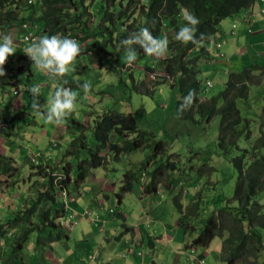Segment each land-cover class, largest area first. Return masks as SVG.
Returning <instances> with one entry per match:
<instances>
[{
    "label": "rangeland",
    "instance_id": "1",
    "mask_svg": "<svg viewBox=\"0 0 264 264\" xmlns=\"http://www.w3.org/2000/svg\"><path fill=\"white\" fill-rule=\"evenodd\" d=\"M89 1L84 0L85 5H88ZM95 2L94 0L91 5L89 4L91 7L86 14L90 24L93 22L96 24L97 18L102 15L99 14ZM105 6L110 8L111 2L106 3ZM38 14L25 11L20 14V18L24 16L34 18ZM235 17L225 19L221 27L223 24L231 25ZM166 24L168 25V22ZM35 27L37 30L39 25L36 24ZM18 29L17 27L12 30L16 33L13 36L16 38V40L13 38L16 53L9 57V65L13 69L7 72L5 78L1 77L3 78L1 82L5 85L0 90V114L7 120V124L5 120L0 121V152L8 159L13 158L15 165L12 166H16L18 170H12L15 175L11 178L13 180L6 179L8 185L11 182L13 185L7 188L5 184L0 190V210L3 208L5 210L4 213L0 212V223L8 224V220L16 216L17 213H13L11 209L20 207L18 211L21 212V210L26 211V203L29 208L34 206L32 200H36L42 190L41 184L45 176L55 174V178L60 177V174H56L58 171H63L61 162L65 154L72 149V142L81 136V133L73 128L75 122L87 127V142L93 146L96 144L94 131L99 114L104 111L131 113L140 130L149 134L151 141L146 143V148L123 155L120 160L109 158L107 165L92 169L79 189H76L74 184L64 194L60 188H56L53 194L57 204L61 205L60 208L66 204L67 209L66 215L58 221L63 225L62 230H55L54 236L58 238L65 232L71 238L69 240L73 241V238L81 235L83 245L86 247L89 242L85 239L89 237L99 243L111 240L120 250L126 246L127 241L133 243V239L144 233L146 237L154 236L153 240L157 243L158 249L155 254L157 264H227L223 260V239L220 237L215 238L206 248L185 249L186 244L200 235L205 228V222L214 214L220 215L223 209L238 206L234 196L239 174L233 160L241 154L239 151H234L226 155L221 149L219 142L221 116L215 117L208 124L183 119L178 115L177 109L181 97L179 88L173 87L175 82L167 75L161 58L156 59L147 55V58L127 66L124 60L125 52L116 41L109 43L108 51L112 54L102 63L90 58L88 53L83 54L89 50L93 39H88L85 43L78 41L82 55H79L70 66L73 70L62 79H52L47 73L39 69L37 71L34 62L24 54L23 49L27 44L23 42L24 32ZM38 33L36 38L42 36ZM164 36L168 37V35ZM107 39L111 40L110 36ZM207 47L212 53V59L203 58L200 61L199 78L203 100L223 92L230 74L245 69L238 67L237 61L232 57L234 51L228 50L225 45L222 44L221 49H217L212 44H208ZM137 51L140 54L138 48ZM221 54H224V57H221ZM257 54L259 55V52ZM257 63L262 65L264 59L257 60ZM21 65L25 67L19 68ZM110 67H113V70L109 69ZM149 67L154 71H150ZM30 70L38 72L36 77L34 73L30 74ZM256 74L259 75V72ZM164 79L166 83L158 86L157 83ZM9 80L17 84H6ZM65 80H69L70 88L78 93L76 111L68 115L65 123L59 126L48 124L43 117L33 115L31 108L33 97L23 92L26 85L29 88L34 85L40 86L39 103L46 106L48 97L54 94L56 87H65ZM85 81L91 84L87 94L82 88ZM208 82L212 87L207 86ZM18 85L19 88H16ZM238 107L242 117L251 123L250 138H244L240 145L242 148H251L254 140L260 136L259 117L264 110V79L261 83L251 86L248 99L238 100ZM20 111L23 112L22 116ZM153 140L165 143L166 152L156 158ZM150 159H153L152 163L147 168L144 167L143 165ZM252 160L253 158L249 157L248 161L252 162ZM169 161L175 163L178 170L175 172L166 170L160 179L161 184L157 185L158 192L147 194L145 188L153 182V173ZM72 164L73 174L77 175L78 161L72 160ZM39 166H43L40 173ZM129 171L139 172L142 180L135 184L132 192L124 195L120 204L118 194L123 185L124 174ZM3 177L1 176L0 179L3 180ZM177 196L184 207V213H187L188 206L194 202L199 203L202 209L199 216H191L187 219L193 227H189L190 233H186L184 227L178 223L181 214L175 203ZM257 200H260L264 206V193H261ZM7 210L11 211L7 212ZM86 211L87 214L82 216L81 213ZM122 213L125 218L120 217ZM88 219L95 222L97 227L90 224V228ZM101 223L108 224L104 227L109 226L106 231H102ZM27 227L28 224H22L11 227V230L22 235ZM133 227L136 228L134 236ZM262 232L264 234V230ZM51 234L52 232H46L45 237ZM228 235V232H224L223 237L226 239ZM68 237H63L62 240L70 246ZM38 242H41L40 235L36 232L31 234L22 255L25 254L29 259L31 254L28 249L30 247L34 249ZM145 242L146 245L142 249H136V254L139 260L152 264L149 263L150 261H145L150 257L147 255L149 239L146 238ZM132 246L130 244L129 248ZM139 252L144 255L143 258L138 255ZM32 253L36 254L35 251ZM255 253L254 251L242 253L236 264H264V249ZM115 254L118 258L117 263L114 261L111 264H129L131 261H137L128 248L121 253L114 252L112 256ZM201 254L204 255L203 259L200 258ZM224 254L225 257L230 256L229 253L224 252Z\"/></svg>",
    "mask_w": 264,
    "mask_h": 264
},
{
    "label": "trees",
    "instance_id": "2",
    "mask_svg": "<svg viewBox=\"0 0 264 264\" xmlns=\"http://www.w3.org/2000/svg\"><path fill=\"white\" fill-rule=\"evenodd\" d=\"M93 1L90 0L88 5H85L84 0H33V3H30L29 0H0V36L8 34L15 36L16 33H13L12 30L17 27L19 31L26 32L23 28L24 25L35 31V26L38 24L36 36L38 32L49 36L59 34L76 39L81 43L93 39V44L83 54L88 53L90 58H95V61L102 63L112 54L108 51L109 43L116 41L117 45L122 47L120 41L141 27H149L158 39L168 35V51L161 61L167 75L175 82L173 87L179 88L181 97L178 100L177 109L190 90H194L196 93L192 107L180 116L185 120L204 124L211 123L215 117L221 116L219 140L221 149L226 155L234 151H239L241 154L233 160L239 174L234 196L238 206L225 208L220 215L214 214L205 222V228L200 235L186 244L185 249L206 248L215 238L220 237L223 239V260L227 264H236L244 252L252 253L254 251L257 254L262 251L264 249V234L262 232L264 230V215L261 216V213L264 206L260 200H257V197L264 193V110L259 117V138L254 140V145L251 148H242L240 142L244 138H250L251 123L242 117L238 100L248 99L251 86L261 83L264 79V63L262 65L255 63L246 67L242 72L231 73L226 89L206 100L201 99V80L199 78L200 61L203 58L212 59V53L208 50L207 45L211 44V39L221 32L222 22L229 17L253 10L260 0H95L99 14L102 15L97 18L96 24L93 22L91 25L86 14L91 7L89 4L91 5ZM108 2H111L110 8L105 6ZM184 10L194 14L200 21L197 25L196 36L199 38L203 34L204 39L199 47L191 43L185 45L174 39L179 29L187 23L182 15ZM25 11L39 14L34 18L25 16L20 18V14ZM90 13L95 14L94 12ZM108 36L111 40L107 39ZM14 39L16 40V38ZM24 43L28 46L30 42ZM137 48L140 54L136 61L147 58L143 49L139 46ZM9 62L8 59L5 65L6 73L13 69ZM109 69L113 70V67ZM148 69L154 71L152 67ZM31 72L36 77L38 72L30 70V74ZM257 72L259 75L256 74ZM3 78L0 77V90L5 85L1 82ZM65 81L67 83H64V86L70 88V81ZM165 83L164 79L157 85L161 86ZM6 84L17 83L9 80ZM16 88H19V85ZM23 92L33 97L29 86L26 85ZM148 94L152 95V93ZM20 113L22 116L23 112L20 111ZM5 119L6 117L0 114V121ZM6 122L7 120H5V124H7ZM73 128L77 129L81 136L72 142V149L65 154L63 162H61L63 171L57 172L54 168L58 173L56 175L60 174V177L55 178V174L43 176L42 190H40L37 199L32 200V203H35L34 206L29 208L26 203V211L21 210V212L18 211L20 207H17L13 211V213H17L16 216L9 219L8 224L0 223V239L9 234L11 227H18L22 224L29 225L16 240L9 264H26V255H22V253L30 235L35 232L40 235L41 242L38 244H51L63 237H68L65 232L58 238L53 233L55 230H62V225L58 221L66 215L65 210L67 209L66 204H63V208L57 204L53 194L56 188H60L64 194L74 184L76 189H79L80 184L88 178L92 169L107 165L109 158L120 160L123 155L146 148V143L151 141L148 137L149 134L140 130L131 113L104 111L99 114L94 131L96 144L93 146L87 142V127L85 125L75 122ZM153 142L156 151L155 158L166 152L164 142L155 140ZM249 157L253 158L252 162L248 161ZM72 160L78 161L77 175L73 174ZM152 161L153 159H150L143 166L147 168ZM4 162L5 164H3ZM12 164H14L13 158L8 159L5 154L0 152V177L4 176L3 180L0 179V190L5 184L7 188L13 185V182L9 183L10 185L6 182V179L15 176L12 170H18L14 166L15 164L13 166ZM42 170L43 166H39V173ZM166 170L175 172L178 168L175 163L170 161L163 164L153 173V182L145 188L147 194L158 192L157 185L161 184L160 179ZM141 180L142 176L139 172L129 171L124 174L123 185L118 194L120 204L123 202L124 195L132 192L135 184ZM175 199L181 214L178 223L184 227L186 233H190L191 225L187 219L191 216H199L202 210L200 204L194 202L188 206L187 213H184V207L179 202L178 196ZM46 232H52V234L45 237ZM224 232L229 234L226 239L223 237ZM147 238L149 239L148 243L155 245V240H151V237ZM249 246L251 248H248ZM224 252L229 253L230 256L225 257ZM200 258L203 259L204 255L201 254Z\"/></svg>",
    "mask_w": 264,
    "mask_h": 264
},
{
    "label": "clouds",
    "instance_id": "3",
    "mask_svg": "<svg viewBox=\"0 0 264 264\" xmlns=\"http://www.w3.org/2000/svg\"><path fill=\"white\" fill-rule=\"evenodd\" d=\"M182 15L187 23L179 29L174 39L185 45L191 43L199 47L204 39L203 34L199 38L196 36L197 25L200 23L199 19L187 10H184ZM234 28L236 27L234 26ZM120 44L125 52L124 60L126 65L131 66L139 56L135 46L142 48L145 55L159 59L166 56L169 40L167 37L158 39L153 35L149 27L144 26L138 31L132 32L127 38L120 41ZM211 44L217 49H221L222 46L218 48L217 44L222 45L223 43L217 42L214 37L211 39ZM23 52L34 62V66L37 69L47 73L52 79H62L73 70L70 66L74 64L77 57L81 54V47L76 39L67 36L59 34L42 35L37 39H32L28 46L23 49ZM15 53L13 36L11 34L0 36V77L7 75L5 65L9 57L15 55ZM220 56L224 57V54ZM64 83H67V81H64ZM208 83L207 86L212 87ZM82 88L87 94L91 88L90 82L85 81ZM29 91L32 93L34 100L31 105L32 114L37 117H43L48 124L63 125L66 117L77 109L78 93L69 87H56L54 94L48 97L46 106L39 103V96L41 95L39 85L31 86ZM195 97V91L190 90L180 104L178 115H182L184 111L192 107Z\"/></svg>",
    "mask_w": 264,
    "mask_h": 264
},
{
    "label": "crops",
    "instance_id": "4",
    "mask_svg": "<svg viewBox=\"0 0 264 264\" xmlns=\"http://www.w3.org/2000/svg\"><path fill=\"white\" fill-rule=\"evenodd\" d=\"M234 26L236 28H234ZM215 40L217 42L223 43L228 50L234 51L232 57L237 61L239 68L249 67L253 62L257 63V60L262 61L264 59V0H260L253 10L245 11L237 15L233 19L231 25L229 23L223 24L221 27V32L215 37ZM258 52L259 55L257 54ZM20 67L25 66L21 65L19 68ZM11 210L14 211L15 209L13 208ZM11 210H7V212ZM0 212L4 213V208L0 210ZM76 214L77 213H75V215ZM81 214L84 216L87 214V211L84 213L82 212ZM121 218H125L123 213ZM88 223L89 227L90 224H92L93 227L96 224L90 219H88ZM97 224H99L98 221ZM105 225L108 224L101 223L102 231H106L105 229L109 227L106 226V228H104ZM101 226L99 229H101ZM95 227L97 226L95 225ZM135 230L136 228L133 227V236L136 233ZM112 231L113 230H110V232ZM19 236L20 235H18L16 231L12 232L11 230L9 231V234L0 239V264H9L8 262L12 255L13 246ZM147 236L151 237V240L154 239V236ZM81 237V235L80 237L76 236L73 238V241L69 240L71 238L68 237V244H70V246H67L62 239L59 241H54L51 244H35V247L37 248L35 249L34 247V249H32L30 247L28 249V252H30L31 255L29 256V259H27V257L25 258V262L26 264H111L114 263V261L117 263L118 258L116 254L112 256L114 252L121 253L125 248H128V250L130 249V253L135 258L134 260L138 261L139 258L136 254V249H142L146 245L145 241L147 238L144 233H141L140 237L133 239V243L127 241L125 244L126 246L123 247V249L118 250V245L111 242V240L109 242L104 241L103 243H99L97 240H93L92 237L85 239V241L88 240L87 242H89V245L86 247L83 245L84 241L81 239ZM84 237L86 236L84 235ZM91 240H93V243H91ZM130 244L133 245L131 248H129ZM148 247L149 251H147V255H150V257L146 258L145 261H150L149 263L157 264L155 255L156 250L158 249L157 243H155V245L148 243ZM32 251H35L36 254L33 255ZM138 255L141 258L144 256L141 252H139ZM137 261H131L129 264H146L142 260H139L138 262Z\"/></svg>",
    "mask_w": 264,
    "mask_h": 264
},
{
    "label": "built area",
    "instance_id": "5",
    "mask_svg": "<svg viewBox=\"0 0 264 264\" xmlns=\"http://www.w3.org/2000/svg\"><path fill=\"white\" fill-rule=\"evenodd\" d=\"M30 3H33V0H29ZM23 28L26 30L25 36H24V42L29 43L32 39H37L35 35L34 30H30V28L27 25H24ZM221 44H217L218 48H221ZM209 86H212L210 83H208Z\"/></svg>",
    "mask_w": 264,
    "mask_h": 264
}]
</instances>
